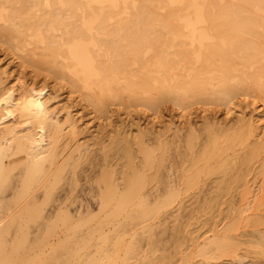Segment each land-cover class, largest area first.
Wrapping results in <instances>:
<instances>
[{
    "label": "bare ground",
    "instance_id": "6f19581e",
    "mask_svg": "<svg viewBox=\"0 0 264 264\" xmlns=\"http://www.w3.org/2000/svg\"><path fill=\"white\" fill-rule=\"evenodd\" d=\"M1 42L17 57L28 55L23 46H37L32 49L37 52L31 53L34 59L30 56L22 59L36 69L46 67L54 76L65 78L71 91L79 93L81 100L99 114L105 112L106 100L150 109L170 101L185 109L195 102H227L232 96L251 90L264 98V50L261 48L264 47V0H0ZM14 91L12 87L0 90V194L16 198L9 201L1 196L0 209L7 214L13 205L17 206L20 201L22 205L6 216V222L1 223V217L0 264H97L99 259L94 258L95 254L84 251V257L80 255L84 248L76 253L72 251L65 243L68 241L66 235L53 244H49L50 239L45 238L43 232L42 236L33 234V239L27 238L30 237L27 222L36 207L30 205H39L43 210L46 204L40 205V202L49 203L62 180L69 187L64 193L74 194L77 170L86 158L84 152L88 147H73L78 152L76 158L72 153L61 157L56 150L60 129L51 124L59 125V121L39 107L34 90L29 86L25 85L18 94ZM241 129L239 132L232 130V134L210 131L197 148L198 135H188L189 168L174 179L171 178L173 165L168 141L146 142L142 137H135L128 139L134 141L131 146L130 141L121 138L126 148H121L120 162L108 161L105 154L102 163L90 160L92 173L86 177L93 184L90 194L96 196L93 199L96 212L86 204V208L78 205L70 214L67 208L60 207L65 198L61 197L60 201L57 196L59 202L55 209H50L47 215H38L36 220L41 218V222L37 226L40 225L45 233L54 227L72 226L74 229L94 223L89 231L97 232L98 239L120 244L124 234L135 226H141L149 234L153 225H142L173 204L177 194H207L202 204L199 203L201 206L190 207L188 217L191 220L195 214L201 212L203 215L214 206L216 210L223 196L231 197V190L236 189L233 184L241 177L239 168L235 171L232 167L225 168L227 153L235 143L246 138L247 132ZM258 150L257 145L247 150L245 160ZM16 167L21 169L14 175ZM96 167L97 170H93ZM162 169H166V174ZM148 170L153 173L149 175ZM65 171L70 175L68 180L64 179ZM36 194H42L43 199ZM151 194L162 195L154 197ZM28 196L31 198L23 203ZM224 211L215 212L218 217L215 214L213 219L217 217L218 220L208 225L205 221L198 222V230L203 231L187 238L189 250L201 246V258L217 259L235 256L241 244L256 243L243 233L241 237L247 239L235 243L236 236L230 234L236 228L235 211L233 208ZM1 212L5 215L0 211V216H3ZM254 222L257 225V220ZM222 223L224 225L218 229ZM104 228L108 229V234L104 233ZM13 229L14 236H11L9 233ZM192 232L189 230V234ZM178 233L173 240L169 238L173 244L171 260L166 259L167 263L162 260L161 264L189 263V255L181 256ZM8 235L13 238L8 240ZM89 235L82 237L91 240ZM256 245L264 250L261 237ZM44 246H50L51 252L47 255ZM134 249L132 244L128 245L126 253ZM78 253L81 258H77ZM127 261L123 264H128Z\"/></svg>",
    "mask_w": 264,
    "mask_h": 264
},
{
    "label": "rangeland",
    "instance_id": "374dc122",
    "mask_svg": "<svg viewBox=\"0 0 264 264\" xmlns=\"http://www.w3.org/2000/svg\"><path fill=\"white\" fill-rule=\"evenodd\" d=\"M157 30L160 32L158 28ZM32 45L33 44H31V46H23L26 47V49L23 48V50L27 52L25 54H28L24 55L25 57L30 56L34 59L35 56L31 53L37 52L36 50H32L37 48V46L34 47L35 45ZM261 48L264 50V47ZM8 49L6 43H0V88L4 89L12 87L17 94L22 91L25 85L34 90L33 95L36 96L39 107L45 109V112H48L52 118L59 121V125L53 122L51 124L57 125L58 129H60L58 133V141L56 143L58 148L56 150L61 157H67L69 153H72L76 158L78 156V152L75 150L77 147H88L84 152L86 158L77 170L78 183L74 194H70L69 196V194H65L66 192L64 193V190H67L69 187L67 182L62 180L63 185L61 182L60 184H57V187H60L55 191L57 193L52 194L55 196H51L50 198L51 201L53 198L54 200L52 202L50 199L48 200L50 201V205L46 202L41 203L40 201L42 200H39L40 205L46 204L45 206L47 209L45 206L42 210L39 205L38 207L37 205H30L31 207H36H33V216H31V219L29 218L27 222L28 226H26V228H30H28L30 237L27 236L29 240H31V237L33 239L34 235H41L43 232V236L50 239L49 244H53L54 242L56 243L58 238L61 239L66 235V238L68 236V241L65 243L67 246L69 244L70 248L73 249L72 251L76 253L78 249L80 251V249L84 248V250H82L83 252L80 251V255L84 257L83 255L86 252L95 254L94 258L99 259L97 264H123V262L127 260L128 264H161L162 260L166 263L169 258V260H171L173 253V244H170L172 242L171 240H173V236H175L176 232L180 233L181 231L180 234L178 233L181 246V256H186V254L190 256V261L187 264H200V262H202L201 264H264V250L260 248L261 246L256 245L259 237L264 241V98H262L260 94L251 90L247 94L238 93L237 95L232 96L227 102H213L208 104L204 102H195L185 109L178 108L170 101L161 102L160 104H157L155 108L150 109L139 104L131 105L128 104L129 102H125V104L119 105L116 101L106 100V110L103 114H99L92 108V106H89L87 102L81 100L79 93L71 91V87L69 84H66L67 80L65 78H63L62 81L60 78L54 76L49 69H46V67L42 70L34 68L30 63H27L22 59L24 56L17 57L16 53L12 54V50L10 49L8 51ZM254 90H256V88ZM8 119H6V122L11 121L10 118ZM239 128H242L241 130L247 132L246 138L241 143H235L232 150L227 153L225 168L229 169L232 167L234 168V171L239 168L238 173L241 177H239V180L236 179V184H233V187L235 186L236 189L231 190L232 192H230L232 198L228 194L223 196L225 199L228 196L229 197L226 200L221 198V207L219 205L217 206V209L219 208V212L221 210H227V208L230 210L233 208L235 211L233 220H235L236 228L233 232H230V234L236 236L235 243L247 239L246 237H241L240 234L242 233L248 234V239L256 243H244L237 246L238 250L235 253V256H223L217 259H203L199 256L201 246L190 250L187 248V238L189 239L190 237H195L202 233L203 229L198 230L197 227L201 221H205L208 225L212 220L213 222L218 220L217 217L219 212L216 211L217 209H214L216 206L212 207V209H210L211 211H209V209L204 211L203 215L200 214L201 212L199 213L200 215L195 214V217L193 218L195 223L188 217L190 207L195 205L201 206L202 200L206 198L207 194H195V196H192L193 194L190 193L177 194V200L173 204L158 211L152 220L147 221L142 225L143 227L148 226V224L153 225L149 234L145 232L141 226H135L129 232L124 234L120 244L112 240L102 242L98 239L99 234H97V232L89 231L90 228L94 227V223L79 226V228L76 226L74 229L72 226H65L62 228L61 226L54 227V230H52L53 228H51V230L45 229L46 232H49L50 230V233L47 234H45L46 232L44 233L43 228L41 229L39 227L40 225L37 226V223L41 222V218H38L39 221L36 220L38 215H47L50 209V211L55 209V205H57L59 200H63L61 197L65 198L63 201L66 202L67 199L68 202H66V207L64 206L65 202L62 204L64 207H60L63 209L67 208L66 210H68L70 214L76 210L75 208L78 207V205H83L84 208L88 205L87 207L96 212V202L93 201V199H96V196H94L95 194H90L93 184L86 177L88 173H92L89 167L90 160L95 163H102L105 154L108 161H112V163L120 162V160H122L120 154L121 156L123 154V149L121 148L123 146V148H126L124 145L125 142L120 141L121 138L127 139L125 140L126 142L130 141L131 146L134 141L128 139H135V137H142L146 142L147 140L149 142H154L155 140L168 141L171 144L169 153L173 165L171 178L174 179L176 176L183 173L185 169L189 168L191 156L186 148V138L188 135L192 133L198 135L197 140L195 141L197 148L198 144L205 141L210 131H216L217 133H223L224 131L226 133V131H228L227 133L232 134V130H234V132H239ZM237 129L238 131H236ZM256 145L259 149L258 152L250 157L249 160H245V153L247 150L256 147ZM103 147L105 149L102 151L101 148ZM133 149H135V147H132V150ZM118 150H122V153ZM97 168L98 167L93 170H97ZM20 169L21 167H16L13 174H17ZM162 170L164 174H166V169ZM65 172L63 174L64 179L67 178L68 180V176L70 175L68 172ZM152 173L153 170H148L149 175ZM162 174L163 173L160 175L161 177L164 176ZM13 179H15V177H13ZM8 192V190L5 192L7 196ZM58 192H60V194ZM3 194H0V197H5L9 199V201L16 198V196L14 197L13 195V198H9V196L6 197V195L3 197ZM41 195L36 194V196H40L39 199H43ZM151 195L157 197V195L161 196L162 194ZM12 196L10 195V197ZM198 196L203 197L200 198ZM30 198L31 197L28 196L23 199V203ZM56 198L59 200H56ZM226 202L229 205H226ZM21 203L22 201H20L17 206L13 205V209L11 208L9 212L6 210L8 212L7 214L1 208L0 211H3L5 214L3 215L1 212L3 215L0 216V220L2 217L1 223L4 221L6 222L8 219L6 216L18 210L20 205H22ZM199 203L201 204L199 205ZM47 205H49L50 208L49 206L47 207ZM231 205L235 206L232 207ZM38 208L43 212H39ZM212 212L213 214H211ZM215 212H218V214ZM206 213L210 214L207 215ZM214 215L217 217H214L213 219ZM200 216H203V220ZM196 217L198 219L200 217V219H195ZM204 217L211 220L206 221L204 220ZM254 220H257L259 224L257 223L256 225ZM229 221L230 219L227 220L225 224ZM252 223H254V225ZM223 225L224 223L217 228L220 229ZM173 228L176 229L173 230L174 232L171 231ZM177 228L180 229V231H177ZM13 230L9 233L11 236H14L15 230ZM189 230H193V232L189 234ZM90 232H92V237L89 235ZM27 233L28 232H26V235ZM51 233H53L52 237L49 236ZM104 233H109L107 228H104ZM87 234L90 236L91 240L83 239V237L87 238ZM10 235L7 236L8 240L13 238ZM169 238H171V240ZM87 241H90L89 244ZM199 242H201V240H199ZM73 243H75V245ZM82 244L85 247H83ZM131 244L135 248V252H132L134 254L126 253V248ZM167 245L169 247H167ZM208 247L209 246L207 245L206 250ZM101 250L104 252L99 255L98 252ZM43 251L45 255L49 254L51 252L50 246H44ZM77 255V258H81L79 253ZM163 257H165V260ZM240 259L241 261H239Z\"/></svg>",
    "mask_w": 264,
    "mask_h": 264
}]
</instances>
